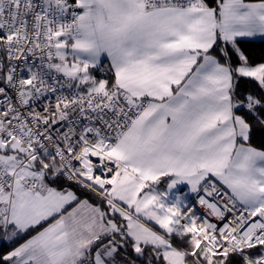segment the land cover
I'll return each mask as SVG.
<instances>
[{
  "label": "snow or ice",
  "instance_id": "snow-or-ice-1",
  "mask_svg": "<svg viewBox=\"0 0 264 264\" xmlns=\"http://www.w3.org/2000/svg\"><path fill=\"white\" fill-rule=\"evenodd\" d=\"M257 42L264 0H0V264H264Z\"/></svg>",
  "mask_w": 264,
  "mask_h": 264
},
{
  "label": "trees",
  "instance_id": "trees-1",
  "mask_svg": "<svg viewBox=\"0 0 264 264\" xmlns=\"http://www.w3.org/2000/svg\"><path fill=\"white\" fill-rule=\"evenodd\" d=\"M246 2H252V0H245ZM212 6H215V0H209ZM246 51L250 56L253 63H259L264 60V43H251L245 45Z\"/></svg>",
  "mask_w": 264,
  "mask_h": 264
},
{
  "label": "crops",
  "instance_id": "crops-1",
  "mask_svg": "<svg viewBox=\"0 0 264 264\" xmlns=\"http://www.w3.org/2000/svg\"><path fill=\"white\" fill-rule=\"evenodd\" d=\"M246 2V1H245ZM105 64H107V61H105ZM163 187V185H161V188ZM150 226H154V225H150Z\"/></svg>",
  "mask_w": 264,
  "mask_h": 264
}]
</instances>
